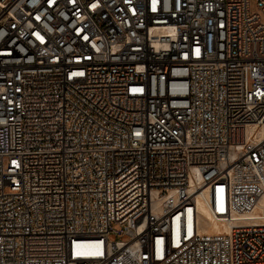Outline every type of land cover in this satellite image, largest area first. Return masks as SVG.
Instances as JSON below:
<instances>
[{"label":"built area","instance_id":"1","mask_svg":"<svg viewBox=\"0 0 264 264\" xmlns=\"http://www.w3.org/2000/svg\"><path fill=\"white\" fill-rule=\"evenodd\" d=\"M0 264H264V0H0Z\"/></svg>","mask_w":264,"mask_h":264},{"label":"bare ground","instance_id":"2","mask_svg":"<svg viewBox=\"0 0 264 264\" xmlns=\"http://www.w3.org/2000/svg\"><path fill=\"white\" fill-rule=\"evenodd\" d=\"M221 186V183L211 185L197 195L201 232H226L233 224L248 218L247 215H235L225 210ZM258 214L259 210L257 209L253 215Z\"/></svg>","mask_w":264,"mask_h":264},{"label":"rangeland","instance_id":"3","mask_svg":"<svg viewBox=\"0 0 264 264\" xmlns=\"http://www.w3.org/2000/svg\"><path fill=\"white\" fill-rule=\"evenodd\" d=\"M251 8H252L253 11L256 10V5H255V3L253 1H252V4H251ZM114 229L115 230H120L121 227L120 226H114Z\"/></svg>","mask_w":264,"mask_h":264}]
</instances>
